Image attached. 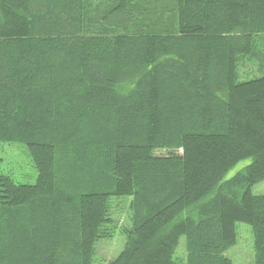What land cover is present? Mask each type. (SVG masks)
Returning a JSON list of instances; mask_svg holds the SVG:
<instances>
[{"label":"trees","instance_id":"1","mask_svg":"<svg viewBox=\"0 0 264 264\" xmlns=\"http://www.w3.org/2000/svg\"><path fill=\"white\" fill-rule=\"evenodd\" d=\"M261 36L264 0H0V142L38 172H0V264H95L125 202L108 264H233L239 221L264 264Z\"/></svg>","mask_w":264,"mask_h":264},{"label":"rangeland","instance_id":"2","mask_svg":"<svg viewBox=\"0 0 264 264\" xmlns=\"http://www.w3.org/2000/svg\"><path fill=\"white\" fill-rule=\"evenodd\" d=\"M259 55L251 60H246L241 64V79L259 76L264 73V36L259 38ZM251 158H246L235 164L224 175L223 180L229 179L237 172L241 171ZM0 172L12 175L18 182L35 183L38 172L34 167L27 146L21 142L5 143L0 142ZM255 194H264V180L256 183L252 187ZM114 216L119 225L112 238L101 239L97 244L95 264H108L116 258L125 246V235L120 227L128 223V203L124 208L117 209ZM238 241L235 245L225 251V254L232 259L233 264H255L254 237L252 228L248 223L237 222ZM186 238L182 236L176 251L179 264H186Z\"/></svg>","mask_w":264,"mask_h":264}]
</instances>
